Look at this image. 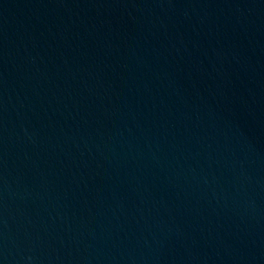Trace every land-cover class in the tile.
I'll return each mask as SVG.
<instances>
[{
	"label": "water",
	"instance_id": "1",
	"mask_svg": "<svg viewBox=\"0 0 264 264\" xmlns=\"http://www.w3.org/2000/svg\"><path fill=\"white\" fill-rule=\"evenodd\" d=\"M0 264H264V0H0Z\"/></svg>",
	"mask_w": 264,
	"mask_h": 264
}]
</instances>
